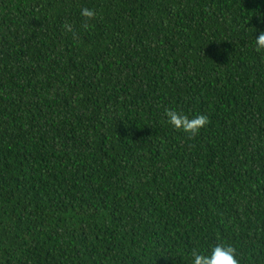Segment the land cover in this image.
I'll return each instance as SVG.
<instances>
[{
    "label": "trees",
    "instance_id": "trees-1",
    "mask_svg": "<svg viewBox=\"0 0 264 264\" xmlns=\"http://www.w3.org/2000/svg\"><path fill=\"white\" fill-rule=\"evenodd\" d=\"M260 32L264 0H0V264H264Z\"/></svg>",
    "mask_w": 264,
    "mask_h": 264
},
{
    "label": "clouds",
    "instance_id": "clouds-1",
    "mask_svg": "<svg viewBox=\"0 0 264 264\" xmlns=\"http://www.w3.org/2000/svg\"><path fill=\"white\" fill-rule=\"evenodd\" d=\"M80 15L85 20H91L96 13L88 8H83ZM87 26V25H85ZM257 50H264V32H260L255 37ZM167 122L175 129L182 130L185 134L195 135L204 128L208 119L204 115H196L189 119V116L176 110H168L166 112ZM192 264H239L236 249L230 245L217 244L211 247L207 254L193 252L191 255Z\"/></svg>",
    "mask_w": 264,
    "mask_h": 264
}]
</instances>
